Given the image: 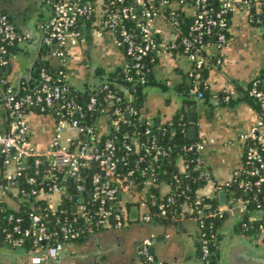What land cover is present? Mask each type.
<instances>
[{
	"label": "crops",
	"instance_id": "obj_1",
	"mask_svg": "<svg viewBox=\"0 0 264 264\" xmlns=\"http://www.w3.org/2000/svg\"><path fill=\"white\" fill-rule=\"evenodd\" d=\"M10 14L16 25L20 39L18 49L7 57L5 73L8 82L17 91L29 88L36 78L33 65L40 54L44 27L51 10L45 0H0V11ZM190 13L191 9H187ZM155 25L163 38L173 35V27L168 20L159 15ZM83 38L68 47V60L65 66L68 82L76 89L93 88L99 81L98 67L112 71L125 66L127 55L120 46L117 36L112 32L99 34L93 24H82ZM228 41L222 48L209 45L204 52L207 56L219 53L218 63L208 64L206 70L207 95L199 97L191 93L190 106L185 103V94L180 87L189 81L192 66L188 56L179 50L163 52L154 66L153 74L166 84L147 86L144 89L143 115L146 121L165 123L179 111L185 109L188 127L189 112L196 110V139L200 144L199 158L211 171L212 178L200 188L201 193L213 195L216 190L214 181L221 182L231 176L232 170L241 162L243 144L240 135L246 132L255 121L258 109L247 98H240L241 90L251 81L258 79L264 88V27L249 20V9L238 6L229 16ZM53 67L59 66L57 58L44 55ZM242 87V88H241ZM235 91L234 103L224 102L227 91ZM0 97V132L8 129L9 115ZM29 139L39 152H45L55 136L56 118L48 111L35 106L27 109ZM99 133L107 132L110 122L106 113L97 119ZM77 136L66 130L63 139L70 142ZM2 162L0 161V164ZM179 165L183 168L182 160ZM12 169L5 166L4 171ZM1 172V170H0ZM1 180V179H0ZM169 186L163 185L162 191ZM0 187V200L17 206L15 198L3 195ZM138 192H125L120 201L126 221L122 226H105L91 230L81 237L66 240L58 258H48L45 264H145L140 252L144 238L151 237L154 256L162 264H203L198 255L199 228L192 217L182 216L177 222L182 225L159 220L142 219L145 207L139 203ZM58 195L52 196L57 203ZM219 233L220 264H264V233L248 237L236 232L235 226L242 213L238 208L226 210ZM41 249L26 250L22 246L0 243V264H37L33 255ZM152 253V252H151Z\"/></svg>",
	"mask_w": 264,
	"mask_h": 264
},
{
	"label": "built area",
	"instance_id": "obj_2",
	"mask_svg": "<svg viewBox=\"0 0 264 264\" xmlns=\"http://www.w3.org/2000/svg\"><path fill=\"white\" fill-rule=\"evenodd\" d=\"M50 7L51 13L44 27L43 42L51 46L50 55L59 61V75L54 74L47 68L40 72V84L32 91L18 95L16 89L7 82V78L0 74V87L7 84L3 100L4 106L8 110L9 125L8 129L0 132V158L2 163L11 167L6 171V177L13 180L17 176H23L30 167H34V173L39 171L42 160H47L53 170L69 173L76 181V189L85 188V179L82 170L86 169L90 162L96 161L99 169L91 175L90 183L92 198L97 202V211L99 213L96 220L97 228L105 226H122L126 217L123 209L114 212L110 203L115 199L118 188L121 187L125 192H132L130 185L124 182V179L117 174L119 157L116 154V144L113 139L105 141V147L102 150H94L89 142L82 143L78 149L72 150L69 142L63 139V133L66 130L73 131L78 135L85 127L80 125L78 118L73 117L70 120L61 115L56 120L55 136L50 147L45 152H39L34 149L29 139V128L27 121V109L30 106H39L45 111L62 99L67 89V73L65 66L68 60V47L72 43H77L83 38L82 24L92 20L99 34L109 31L118 34L119 43H123L126 53L132 58L134 64L138 67L143 64L146 56L157 55L163 52H174L179 50L184 52L192 62L190 75L194 77L195 84L192 91L199 97L204 93L199 88L202 80L201 70L206 67L208 62L207 54L204 52L209 45H215L216 48H222L228 41L229 14L238 7L245 6L249 9V20L259 23L264 27V0H219L221 7L215 10L210 5L209 0H45ZM166 10L162 14L161 10ZM187 9H191L188 13ZM186 11V15L191 17V24L185 33L180 30L181 21L179 15ZM163 15L172 25L174 31L171 37L163 38L159 35L160 29L155 25L156 18ZM214 29H217L216 41L210 43L206 37ZM18 36L17 28L14 22L7 14H0V65L7 63L5 43L14 40ZM20 39V37H19ZM220 61L219 53H215ZM105 86H108L107 84ZM235 91H227L225 99L228 100L234 96ZM249 94L255 98L262 106L258 115L250 128L241 133L240 140L243 144V155L241 162L226 180L219 182L216 188L227 190V201L220 204L211 214L223 217L226 210L238 208L242 217L246 219L242 223L247 229V223L255 220H262L259 224V234L264 233V88L261 82L253 80L249 88ZM96 98L92 97L89 107H92ZM61 107L75 108L74 102L68 100L61 104ZM72 110V109H71ZM117 112V110H115ZM72 115L73 110L69 112ZM94 134V127L89 126L86 130ZM151 129L148 127L147 132ZM157 137L151 138L152 147H155ZM138 142L137 135L130 138L126 144L127 148H132L134 143ZM199 148L200 144H194ZM192 145L191 147H193ZM150 148H147L149 150ZM156 154H166L162 148H157ZM33 160L31 164L29 160ZM199 160H201L199 158ZM203 174L212 179L211 171L204 164ZM133 171H130L132 173ZM30 182L35 180V175L28 177ZM236 185L241 188L242 195L228 198V188ZM45 188L44 186L41 189ZM48 188L54 194L61 198L62 189L56 179L52 180ZM220 189V190H221ZM120 199L117 203L120 204ZM175 202V196L169 195L165 201L158 204L157 210H152L145 199L140 201L145 207L142 219L151 221L158 215L167 214L168 206ZM57 203H49L54 207ZM121 205V204H120ZM210 206V204H207ZM122 207V206H121ZM86 208L82 206L81 209ZM202 209H198V215L192 218L197 222L200 228V248L202 251V260H205L210 253V244L206 231L204 230V221L201 219ZM14 230L23 233L25 236H31L37 244H46L42 252L32 256L33 263L45 264V260L52 257L58 258L66 240H71L81 235L80 230L73 227L72 223L61 224L60 229H50L45 220L38 213H32L30 225L21 228L20 224L14 225ZM64 239L57 238L59 235ZM7 239L14 244L20 245L22 237L12 238L11 233L7 234ZM152 238L146 237L142 242L140 252L145 259V264H162V260L154 256L150 251Z\"/></svg>",
	"mask_w": 264,
	"mask_h": 264
},
{
	"label": "trees",
	"instance_id": "obj_3",
	"mask_svg": "<svg viewBox=\"0 0 264 264\" xmlns=\"http://www.w3.org/2000/svg\"><path fill=\"white\" fill-rule=\"evenodd\" d=\"M209 2L215 10L220 9L221 3L219 0H209ZM1 13L7 14L12 19L9 13L3 10L0 11ZM161 13H166V10L162 9ZM179 18L181 21L180 30L185 33L191 24V17L186 15V11H183L180 13ZM86 23L92 24V20H88ZM17 33L18 36L14 40L5 43L6 58L11 51L18 49L19 32L17 31ZM115 35L119 40V35ZM216 39L217 29H214L206 37V40L212 43ZM0 43L4 42L0 40ZM120 46L126 53L125 45L120 43ZM50 52L51 46L43 42L40 54L33 65L36 81L31 82L29 88L16 90L19 96L32 91L40 84V72L43 68L59 75L60 66H51L49 60L44 57V55H50ZM217 55L207 56L209 64L216 65L215 63H218ZM158 59L159 56L157 55H148L143 60V64L137 67L132 58L127 55L125 66H118L112 71H106L104 68L98 67L96 75L99 81L93 88L86 87L80 90L66 82L67 89L62 99L45 111L51 112L56 120L61 115L69 120L76 117L80 125L85 127V130L69 142L72 150L78 149L84 142H89L94 150H102L105 147V141L113 139L116 144V154L119 157L116 172L124 179L125 183L130 185L131 191L140 194L139 203L142 199H145L152 210H157L160 202L165 201L169 195H174L175 202L168 206L167 214L164 216L158 215L157 220L172 223L182 216L193 217L198 215V209L201 208V219L204 221V230L210 244V253L205 260H202L203 264H220L222 235L218 230L227 212L223 217L211 214L221 204L219 197L221 188H216L213 195L199 191L211 178L203 174L202 167L199 166L201 164L200 154L191 147L197 144L198 141L196 138H189L185 109L179 111L170 121L165 123L153 122L149 124L143 115L144 89L152 85L166 88V84L153 74ZM207 66L201 70L202 80L198 82L204 96L207 95ZM5 67L6 64L0 65V74L4 77H6ZM255 80L259 82L258 79ZM194 81V77L189 74V81L180 87V90L186 95L184 98L185 103L189 106L192 101L191 93L195 84ZM251 82L241 90L242 95L240 98L249 99L261 111V104L249 94ZM106 84L108 86H105ZM6 86L5 83L0 87V97H3ZM92 97H95L96 101L92 107H89ZM223 98L225 99V96ZM240 98L231 96L228 100L225 99L224 102L231 104ZM68 100L74 102L76 107H61V104ZM35 107L40 109L38 105ZM71 109L73 110L72 115L69 113L72 111ZM6 112L8 114L7 109ZM102 113L107 114L110 126L107 132L99 133L96 122ZM89 126L94 127V134L86 131ZM148 127L151 129L149 133L147 132ZM133 135H137L138 142L134 143L132 148L129 149L126 144L130 142ZM153 135L157 137L155 147H152L151 142ZM147 148L150 149L147 150ZM157 148L164 149L166 154H156ZM179 160H182L183 168L180 167ZM29 162L32 164L33 160L31 159ZM5 166L3 163L0 164V187L4 191V196L9 195L15 198L17 206L10 205L5 198L0 200V243L22 246L26 250H42L46 247V244H43L42 248L41 243L37 244L31 236H25L23 233L14 230V225L17 223L20 224L21 228L29 226L32 213L40 214L50 229L58 230L61 224L65 222L72 223L75 229L80 230L81 235L79 237L91 230L98 229L96 220L99 213L97 202L92 198V185L90 183L91 175L99 169L96 161L90 162L89 166L81 171L85 179L83 190L76 189V181L69 173L53 170L47 160L41 161L37 173H34V167H30L23 176H17L13 180L6 177ZM130 171L133 172L130 173ZM31 174L35 175L33 182L28 180ZM54 179L61 186L62 193L57 204L50 207L52 192L48 186ZM214 184L215 186L219 185V182L215 180ZM163 185H168L169 190L163 192ZM42 186L45 188L41 189ZM223 187L228 188L229 200L232 195L236 197L242 195L241 188L236 185L230 187L223 185ZM124 193L123 188L119 187L115 199L110 203V207L114 212L121 211L122 207L117 201L122 199ZM207 204H210V206H207ZM82 206H86L83 211ZM244 221L246 219H240L237 222L236 232L248 237L258 236L260 232L259 224L262 220L248 222L247 229L242 225ZM8 233H11L12 238L21 236V244L16 245L13 241L8 240ZM57 238L64 240L60 233ZM198 255L202 259L200 242Z\"/></svg>",
	"mask_w": 264,
	"mask_h": 264
},
{
	"label": "water",
	"instance_id": "obj_4",
	"mask_svg": "<svg viewBox=\"0 0 264 264\" xmlns=\"http://www.w3.org/2000/svg\"><path fill=\"white\" fill-rule=\"evenodd\" d=\"M1 100H3V98H1ZM189 120L192 122V124L189 125L188 127V135H189V138L190 139H195L196 137V110H191L189 112ZM193 150L196 152L198 150L197 146L194 145L193 146ZM0 161L2 162V158H0ZM219 197H220V203L221 204H225L226 201H227V190L226 189H221L219 191ZM154 220L157 221L156 218H154ZM174 224H177V225H182V222H177V221H173ZM151 252L154 253V248H151ZM212 264H215V263H212Z\"/></svg>",
	"mask_w": 264,
	"mask_h": 264
}]
</instances>
